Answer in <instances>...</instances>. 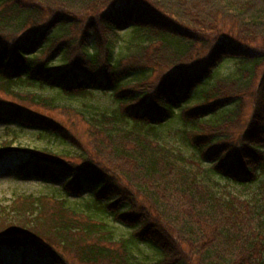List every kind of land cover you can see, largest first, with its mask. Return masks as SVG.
<instances>
[{"label":"trees","instance_id":"trees-1","mask_svg":"<svg viewBox=\"0 0 264 264\" xmlns=\"http://www.w3.org/2000/svg\"><path fill=\"white\" fill-rule=\"evenodd\" d=\"M228 59L238 75L208 83ZM262 64L264 0H0V90L15 101L0 96V122L79 146L72 129L25 103L72 110L89 126L90 147L75 152L83 165L11 139L0 157L17 156L19 176L65 178V195L85 180L94 188L87 213L55 194H21L1 207L0 245H33L53 264H74L66 253L82 264H264ZM48 88L111 91L118 105L91 114L38 91ZM174 118L188 159L160 134ZM203 162L260 189L250 199L218 194L192 167ZM102 214L133 232L117 240ZM141 243L158 256L139 258Z\"/></svg>","mask_w":264,"mask_h":264},{"label":"rangeland","instance_id":"rangeland-1","mask_svg":"<svg viewBox=\"0 0 264 264\" xmlns=\"http://www.w3.org/2000/svg\"><path fill=\"white\" fill-rule=\"evenodd\" d=\"M196 54H193L189 59H187L184 63H190L196 61ZM239 64L237 61L232 59L224 60L222 63L218 65V68L214 72V76L211 79H208V83L215 82L216 78L219 76L224 77L227 75H238L237 68ZM264 64L260 66L259 71H263ZM207 83V84H208ZM236 88L233 86L232 89ZM37 91V90H36ZM40 93L43 95H49L55 98V100L60 103L64 107L76 108L85 110L87 113H100L103 111L111 112L113 108L117 107L118 103L113 97V93L111 91H97L94 90L91 94L80 95V96H66L62 92H56L51 89H38ZM0 96H3L5 99H9L10 101L15 102L9 96H5V94L0 90ZM246 98V110L249 112L252 109V96L249 94L245 95ZM25 108L33 113H37L38 115H42L45 117L53 118L57 122H61L68 129H72L71 134L73 133L75 136V141L77 138V142L79 146H74L71 143L64 142L63 140H59L54 137V135H49L47 133H37L34 129L31 128H21L15 123H1L0 122V143L6 142L8 140H13L12 146L14 148L21 147L23 149L28 150L29 152L32 150L33 152L38 153H47L50 155L53 153V156H57L61 159H65L66 161H70L71 163L77 162L80 165H83V160L78 157V154L75 152H83L89 149L88 136V124L81 120L78 115L70 110L60 109L58 110H48L42 106H36L31 102L25 103ZM183 124L177 118H174L168 121L165 125L161 126L160 134L166 141H169L174 147V149H181L184 158H190V154L192 149L185 146L184 141L181 139V132L183 130ZM4 147V146H3ZM81 150V151H80ZM50 151V152H48ZM29 152L28 155H29ZM41 154V155H42ZM40 155V154H39ZM19 163V158L13 154H9L8 156L0 157V210L1 207H10L12 204H15V200L17 197L19 198L21 194L24 195H40V194H49L57 197H65L67 199V203L70 207L76 208L77 210H81L85 213L90 212L87 209L88 203H91L90 196L93 193V190L89 188V185L86 183L83 184L82 190L80 193L74 194H64L65 190H61V182L57 183L55 181L48 182L45 180H41L38 177H34L33 175L28 176L26 178L17 175V164ZM195 172L197 171V177L199 180L203 182L207 188L211 190H215L218 194H235L241 198H251L257 191H259L260 181H255V183L248 184L245 186L239 185L235 182H232L228 179L221 178L216 175L211 169V166L207 163H202L201 166H197L193 164ZM264 178L263 176H261ZM92 192V193H91ZM63 193V195H62ZM254 198V197H252ZM21 199V197H20ZM104 214L99 217H103ZM107 217H109L107 219ZM104 219H107L110 227L113 228L114 235L116 239L120 237H128L130 233L133 232V228L124 227L119 222H116L114 218H110V216H104ZM6 223L2 222L0 224L4 225ZM55 248L60 250L61 252H65L62 246H59L57 243L54 244ZM137 256L139 258H143L146 260H152L158 256V251L154 246H150L149 244L138 245L135 250ZM68 258L74 262V264H82L79 260H75L72 257V254L66 253ZM0 264H53L50 258H43L39 255L38 251H36L35 247H8L5 245L0 246Z\"/></svg>","mask_w":264,"mask_h":264}]
</instances>
